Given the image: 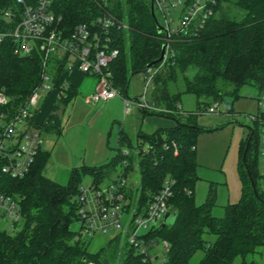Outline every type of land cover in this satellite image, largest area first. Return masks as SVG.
I'll use <instances>...</instances> for the list:
<instances>
[{
	"label": "trees",
	"instance_id": "obj_1",
	"mask_svg": "<svg viewBox=\"0 0 264 264\" xmlns=\"http://www.w3.org/2000/svg\"><path fill=\"white\" fill-rule=\"evenodd\" d=\"M5 8L15 13L19 10L14 0H0V31L9 30L17 21V15L1 16ZM51 8L61 15V28L66 32L99 12L92 0H52ZM110 11L127 26L112 31V45L118 54L109 63L112 84L119 92L127 93L130 77L145 72L146 64L159 56L164 35L156 31L149 0H115ZM169 44L174 55L161 65H153L160 66L152 80L158 103L155 106L175 111L184 92L205 98L197 101L199 108L209 107L210 101L219 102L224 96L238 98L244 85L259 91L264 85V0H217L213 14L197 35L177 36ZM13 48L12 38L4 36L0 42V90L14 98L24 97L40 85L45 68L37 49L20 56ZM63 66L64 61L58 56L49 58L46 70L54 86ZM74 93L69 86L61 97L67 100ZM142 112L172 114L150 109ZM33 118L31 115L30 122ZM254 124L248 126L240 146L241 197L225 205L220 217L211 213L212 193L203 203L194 200L193 187L198 179L194 144L198 131L202 130L195 123L176 120L170 127L138 132L134 140L120 127L111 159L98 165L71 168L65 183L44 174L50 152L40 147L24 175L12 177L0 173V192L16 199L21 215L18 230L0 229V264H81L83 260L104 264L101 250L89 251L85 237L70 227L78 218L79 180L84 174L90 175L94 182L113 173L126 175L135 163L138 184L134 196L129 186L126 191L131 201L136 199L134 206L127 205L128 210H135L134 214L145 211L166 178L172 180L167 206L175 212L174 219L170 224H158L145 235L147 239L166 242L161 264H188L197 250L202 251L197 264H232L237 256L242 258L240 264H254L244 260L246 254L264 245V188L259 186L256 169L259 131ZM122 146L130 150L124 156L120 152ZM124 158L127 164L122 166ZM117 167L119 172L115 171ZM118 264H151V261L142 260V255L129 245Z\"/></svg>",
	"mask_w": 264,
	"mask_h": 264
},
{
	"label": "built area",
	"instance_id": "obj_2",
	"mask_svg": "<svg viewBox=\"0 0 264 264\" xmlns=\"http://www.w3.org/2000/svg\"><path fill=\"white\" fill-rule=\"evenodd\" d=\"M111 1L93 0L100 11L88 21L75 24L70 32L61 28L62 18L52 11V0H14L18 12L15 13L10 8L1 12L3 18L17 15V21L9 30L0 31V42L4 36H10L14 42L13 52L20 56L29 55L37 49L45 69L41 73L40 85L21 104L16 103L4 90H0V173L12 177L24 175L43 143L41 128L34 120L30 122V116L33 115L31 110L38 103V93L55 90L57 98H60L69 88L67 81H58L54 86L51 74L46 70L52 55L63 59V68L66 70L75 69L97 77L96 87L85 97L86 102L106 101L120 95L119 90L112 84L109 69L110 61L118 54V49L112 45V31L127 26L110 11ZM150 2L155 17L163 28L160 32L164 35L165 53L161 65L174 55L169 44L171 39L197 35L213 14L217 0H149ZM177 7L180 9L174 22L172 13ZM159 68L160 66L151 67L145 71V86L152 84ZM262 88L263 92L257 96V113L248 114V117L258 126L260 169L264 176V85ZM122 101L125 111L133 105L141 109L170 111L147 103L144 94L135 100L124 96ZM216 107L217 101L207 110L214 112ZM129 151L126 147L120 150L123 156ZM126 164L127 159L124 158L122 166ZM113 176L103 187L93 182L78 187L76 198L79 233L83 237L92 238L96 233L118 229L125 235L129 245L142 255V260L149 258L152 264V260L158 257L156 245L160 243L163 251L167 244L165 241L147 239L145 235L149 229L163 221V215L168 210L167 200L171 194L172 180L166 178L145 211L134 214V209H127L128 174L117 173ZM124 214L127 217L123 220ZM6 217L9 228L19 224L21 226L16 199L0 192V221ZM81 264L94 263L83 260Z\"/></svg>",
	"mask_w": 264,
	"mask_h": 264
},
{
	"label": "rangeland",
	"instance_id": "obj_3",
	"mask_svg": "<svg viewBox=\"0 0 264 264\" xmlns=\"http://www.w3.org/2000/svg\"><path fill=\"white\" fill-rule=\"evenodd\" d=\"M114 1L112 0L111 2L114 3ZM179 9L177 7L172 13L174 22L177 20L176 17ZM162 74L166 75L165 73ZM145 75L146 72L143 71L132 75L129 80L127 94L120 93L132 100H135L141 94L145 95L147 101L152 100L153 86L149 84L145 86ZM91 83L85 82L83 86L86 87V90L83 88L78 90L74 97L67 100L66 104L57 101L59 112L61 111L63 117L61 128L58 131L55 129V134H45L41 130L44 137L42 148L50 152L44 174L57 182L65 183L71 168L80 165H98L109 161L115 153L117 146L116 136L119 128L122 127L130 136V139L133 140L138 132H146L158 126L151 121V118L165 120L170 122L171 125L176 120L191 122L201 128H212L225 123L221 127L212 130H200L196 135L194 153L198 179L194 183L193 195L195 202L200 204L205 202L212 193L213 204L211 206V213L217 217L224 214L225 205L237 202L240 199L243 185L241 141L245 140L247 136L248 126L253 127L254 123L249 119L248 114L255 115L257 113V96L263 92V88L258 91L254 86L244 85L240 89V96L238 98L231 99L228 96H224L223 100L217 101V107L214 112H209L207 110L208 106L202 107L201 105L198 108L197 101H203L205 98H198L193 92H184L180 95L177 105L178 109L175 111L173 109L172 111L174 112L171 111V115L142 114L135 107H131L125 114L116 113L115 115L113 109L107 106L106 101H84V97L88 93L87 89L89 85L91 86ZM32 91L28 92L24 97L20 95L16 96V98L11 97L16 103L21 104ZM49 93L47 90L38 93V103L31 110L34 116L41 107L43 99L47 104H51V94ZM62 98L60 97V99ZM215 102L210 101V105L215 104ZM47 107L45 104L41 108L42 111H45ZM160 125L167 126L168 124L162 123ZM255 126L257 125L254 124ZM99 132L104 134L105 140L101 149L97 150L96 142ZM259 146L260 138H258L257 144L256 169L260 175L258 178L259 186L264 188V176L261 175L260 169ZM94 157L100 160H96L97 162L95 163L90 162ZM115 171L119 172V167ZM113 175L115 174L113 173L98 182H94L90 175L84 174L79 180V186L84 187L93 182L99 187H103L109 183V180L114 177ZM128 179V190L133 197L135 187L138 184V167L136 163L134 164V168L128 172ZM135 200L132 198L131 201V197L127 196L128 204L131 203V207L135 205ZM125 217H127V214L123 215V220ZM7 225L8 218L6 217L0 221V229L13 232L20 228V224L14 228H9ZM70 227L73 230H78L79 222L75 220L71 223ZM209 238H211V235H209ZM85 239L87 240L89 251L96 252L101 250L104 264H118L121 253H124L126 248L129 247L125 235L119 232L118 229L96 233L92 238L85 237ZM156 248L158 257L152 260V264H161L162 245L158 243ZM201 256L202 251L197 250L190 258L188 264H197ZM244 260L253 261L254 264H264V245L258 246L254 252L246 254ZM241 261V256H237L234 258L232 264H240Z\"/></svg>",
	"mask_w": 264,
	"mask_h": 264
},
{
	"label": "crops",
	"instance_id": "obj_4",
	"mask_svg": "<svg viewBox=\"0 0 264 264\" xmlns=\"http://www.w3.org/2000/svg\"><path fill=\"white\" fill-rule=\"evenodd\" d=\"M61 81H67L69 86H71L74 89L75 93L73 94L72 97L75 96V94L78 92V90H81L82 88L84 90H86V87L83 86V84L85 82H89V83L92 82L91 86L89 85V88L87 89L88 90L87 95H89L91 92H93V90L95 89L96 84H97V78L93 74L82 73V72H80L78 70H75V69L74 70H66L64 68L62 69V71L60 73V77H59V82H61ZM149 85L153 86V84H149ZM49 94H51V104H47V102L44 101V99H43V101L41 103V107L36 112L33 120H34V123L36 125L38 124V126L41 128V130L45 134H51L52 135V134L56 133L55 129H57V131H58V129L61 128V122H62V117H63V114H61V111L59 112V108H58L59 104H57V101L60 102V103L62 102L63 104H66L67 100L69 98H71V97H69L67 100H64L65 97L62 98V99H60V98L58 99L56 97V95H55L56 94L55 90H53ZM124 94L126 95L127 93H124ZM125 95H122L120 93V95L115 96V97H113V98H111L109 100H106L107 106H109V107H111L113 109V111L115 112V115H116V113H118V114H123V113L125 114L126 113V111L124 110V104H123V101H122V97H124ZM85 97H84V101H85ZM151 99L152 100H150V101H147L146 99L145 100L147 101V103H149L151 105L152 104H154V105L158 104L157 101H156V97H155V89H154V87H153V93H152V98ZM45 104L48 107H47V109L45 111H42L41 108H43V106H45ZM133 107L139 109L142 112V109L139 108L138 106L133 105L132 108ZM142 114H153V113H143L142 112ZM151 119H152L151 121L154 124L158 125L155 128H165V127H170V126L173 125V124L171 125L170 122H167L165 120L162 121V120H159L157 118H151ZM162 123L163 124H168V125L167 126H162V125H160ZM152 130H149V131H146V132H151ZM107 138H106V140L108 141ZM43 139H44V137H43ZM134 139H135V137H134ZM104 140H105L104 139V134L102 132H99L98 137H97V142H96L97 150L101 149L102 145H104ZM41 147H42V145H41ZM96 160H100V159H97L96 157H94L90 162L95 163V162H97ZM92 165H94V164H92Z\"/></svg>",
	"mask_w": 264,
	"mask_h": 264
},
{
	"label": "water",
	"instance_id": "obj_5",
	"mask_svg": "<svg viewBox=\"0 0 264 264\" xmlns=\"http://www.w3.org/2000/svg\"><path fill=\"white\" fill-rule=\"evenodd\" d=\"M149 9H150V15L153 18V21H154V24H155L156 31L157 32H160L163 28L159 24V22L157 21V19L155 17V14H154L153 7H152V3L151 2L149 3ZM164 53H165V43H162L161 48H160L159 56L157 58H155L154 60L148 62L146 64V66H145V70H148L149 68H151L156 63L162 62V60L164 58ZM224 124L225 123L220 124V125H218L216 127H212V128H201V129L204 130V131H208V130H212V129H215V128H219V127H221ZM248 129H249V127H248ZM251 186H252L253 191L255 193L256 191H255V186H254V183L253 182H251ZM174 216H175V212L174 211L167 210L164 213V215H163L162 224H170L173 221Z\"/></svg>",
	"mask_w": 264,
	"mask_h": 264
}]
</instances>
